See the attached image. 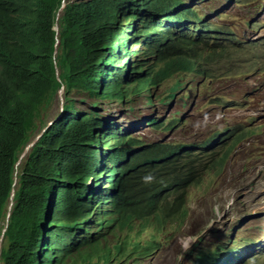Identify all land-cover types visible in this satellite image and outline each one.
<instances>
[{"label":"trees","instance_id":"1","mask_svg":"<svg viewBox=\"0 0 264 264\" xmlns=\"http://www.w3.org/2000/svg\"><path fill=\"white\" fill-rule=\"evenodd\" d=\"M165 2L0 0L1 264L139 263L160 246L158 232L147 240L142 236L152 226L176 224L186 215L183 191L148 182L149 172L166 170L160 165L163 157L172 154L175 162L182 148L146 143L124 133L126 129H120L119 141L104 154L113 165L121 164L124 185L115 183L118 177L112 170L108 172V191L93 188L85 198L83 185L85 136L90 137L97 127H118L98 112V106L103 107L107 99L110 105L118 103L122 110L128 106L132 110L134 96L161 85L169 86L159 97L165 104L175 98L181 86L177 75L197 67L189 51L176 41L155 53L156 58L148 63L135 52L138 61L130 68L132 43H141V33L145 34L144 25L149 21L146 18L156 16ZM106 31L111 34L112 47L118 36L119 55L122 48L129 50L124 51L128 56L125 65L121 59L116 65L112 58L110 69L116 68L118 76L111 73V80H104L103 56L99 53L103 48L98 50ZM104 84L106 90L102 92ZM61 90L64 112L57 119L58 112L48 127L53 121L49 111L59 103ZM86 101H91L88 108H78ZM157 123L153 119L146 127L157 128ZM47 127L22 158L28 144ZM125 150L130 153L127 160ZM63 173L65 178H61ZM92 173L95 175V170ZM193 177L191 171L185 173L187 181ZM54 183L63 195L60 210L64 222L58 229L54 222L58 201L48 199ZM160 207L161 211L154 212ZM144 211L147 214L143 215ZM76 214L82 219L74 222ZM76 230L81 231L77 234ZM62 231L63 244L59 236ZM221 252L200 251L195 264H212L209 255Z\"/></svg>","mask_w":264,"mask_h":264},{"label":"clouds","instance_id":"2","mask_svg":"<svg viewBox=\"0 0 264 264\" xmlns=\"http://www.w3.org/2000/svg\"><path fill=\"white\" fill-rule=\"evenodd\" d=\"M165 1L161 11L156 16L146 18L149 21L144 25L146 28L145 34L143 31L141 33V43L139 45L132 43V53L129 57L130 68L138 61L135 60L136 58L138 59L135 52H140L141 61L144 62L145 59V63H148L149 60L156 58L155 53L176 41L181 42V45L189 51L190 56L196 60L197 67L190 71H182L178 75L175 74V76H180L181 86L176 91L175 98L167 99L165 104L159 102V97L165 94L166 88L169 87L165 85H161L150 92L143 90L132 99L138 103H140L141 99L145 100L146 107H153L154 109L158 106L168 108L174 101H177L182 103L188 111L189 108L196 109L204 105L208 98L209 84L215 80H223L225 93L233 96V99H228L224 96L207 99V105L215 109L216 112L228 113L233 116L235 126L214 131L201 142L198 149L193 145L186 146L185 144L169 142L170 139L176 137L174 132L180 135L185 129L184 122L179 118L181 111L173 112L169 116H174L171 119L169 117L160 118L147 113L146 116H149L147 124L143 123L146 121V116L145 118L139 116L140 122L136 124V129L141 128L142 130L152 131L150 137L157 134L151 139L150 143L162 148L167 146L182 148L175 162L172 154L165 158L162 153L163 159L160 165L166 170H160L152 174L149 172L150 178L148 182L163 184L173 191H183L184 201L188 203L187 190L190 185L201 182L203 173L209 171L211 178H217L225 172L227 158L231 153L239 150L241 145L264 143V0H226L229 2L230 8H250L254 6L246 12L245 17L241 20L229 18L221 10H206L202 2L207 0ZM131 35L133 34L131 33ZM145 36L146 38H144ZM117 41L118 36L113 40L115 47H112L110 32H104L102 42L98 48V50L103 48V52L100 51L99 53L103 56L104 80L106 78L111 80L112 74L118 76L116 68L110 69L113 57L116 60V65H119L120 59L123 65L128 61V56L125 54L126 51H129L127 50L128 47L122 48L119 55L117 53ZM136 46H138L137 49ZM95 58L96 60L99 59L98 56ZM106 60L107 62L109 60V63H106ZM200 61H211L214 63V67H203ZM104 89L106 90L105 84L102 86L101 91L103 92ZM60 96L63 97V90L60 91ZM106 103H104V106ZM134 110L135 107L132 110L129 109L128 112L133 113ZM63 112L64 108L62 106L57 119L61 117ZM153 119L158 121L157 128L146 127L151 123L153 124ZM54 122L55 120L50 121L48 127H51ZM48 127L28 144L22 158L36 145L44 132L48 130ZM118 128L119 125L117 128L97 127L90 137L85 136V180L83 183L86 190L85 198L88 197L93 188L96 190L102 189L103 191L109 190L111 181L108 180L110 177L108 172L111 170L114 174L113 176L118 177L115 183L120 186L123 182L124 185L121 164L116 162L113 165L110 161H107L104 155L109 151L110 145H114L119 141L121 130ZM131 129H134V127L129 128V130L126 129L127 131L124 133L144 141L141 137L133 135L130 131ZM92 141L93 145L90 144ZM220 153L222 155H219ZM129 154L127 150L124 151L123 155L124 157L127 156L126 160L129 159ZM261 154L259 158L256 157L254 159L255 164L252 167H248L254 169V174L247 177L249 182L245 183L243 187H248L245 190L244 199L231 212L232 215L228 221L232 223L230 231L225 236L215 237L217 240L215 249L200 247L199 245L194 246L184 254L183 258L186 264H195L200 251L210 253L213 251L221 252L222 250L221 254L209 255L212 264H254L255 260H264V149ZM94 170L96 172L95 175L92 173ZM189 171L192 172L194 177L187 181L185 173ZM255 174H257L256 177L254 176ZM257 176L258 179L256 181ZM61 194L60 186L55 184L53 200L58 201V216L55 220L57 229L62 227L60 222H64V217L60 210ZM259 196H262L260 201L257 200ZM48 199L51 202L50 190ZM251 199H253V202H251ZM186 205L188 207V204ZM187 207H185L186 215L178 218L176 224L170 222L164 227L152 226L142 238L147 240L154 232H158L155 235L159 242L162 234L169 233L166 229L178 227L187 217ZM259 208L261 209L258 210ZM161 210L162 207L154 212ZM225 210L227 213L228 209L225 208ZM211 212L209 223L217 216L216 207H211ZM48 214L52 216L50 206ZM142 214H147V211L142 212ZM84 217L88 219V214H84ZM80 218L81 216L76 214L74 222L80 221ZM47 224L49 229L50 221ZM7 227L8 223L4 228V232ZM80 231L76 230L77 234ZM84 231H86L85 228L82 233ZM51 239L52 236L48 234V240ZM0 242L1 257L2 240ZM159 245L161 246L160 243ZM158 249L148 257L152 256ZM146 258L139 263H130L141 264Z\"/></svg>","mask_w":264,"mask_h":264},{"label":"rangeland","instance_id":"3","mask_svg":"<svg viewBox=\"0 0 264 264\" xmlns=\"http://www.w3.org/2000/svg\"><path fill=\"white\" fill-rule=\"evenodd\" d=\"M200 1V0H198ZM206 10L214 9L223 11L229 18L241 20L245 17L246 12L250 8L241 7H229V2L226 0H207L202 2ZM226 7V8H225ZM257 32V30H256ZM138 46H136V49ZM135 60H138L137 58ZM145 61V59H144ZM203 67H214V63L211 61L201 62ZM223 80H215L209 84L208 98L216 96H224L228 99H233V96L225 93ZM144 97V95H143ZM207 99L203 106L196 109L187 108L182 103L174 101L170 107L158 106L156 109L153 107H146V101L140 100V103L135 102V110L133 113H129L128 107L122 111L120 104L116 103L110 105L109 101H106V105L103 107L98 106V112L109 121L119 125L118 129L134 127L130 131L133 135L141 137L144 141L150 143L151 139L157 134L150 137L152 131L136 129V124H139L140 117L145 118L147 113L153 114L156 117L167 118L175 111H181L179 118L184 122L185 129L182 134L178 135L174 132L175 138L170 139V143L185 144L186 146H196L197 149L200 144L214 131L223 129L225 127L235 126V120L233 116L228 113L222 114L216 112L207 105ZM91 101H86L83 105L78 104V108L86 109L90 106ZM63 106V97L60 96V101L55 104L49 111V118L51 120L56 118L57 113ZM140 116V117H139ZM174 116L169 117L171 119ZM149 116H146L147 124ZM114 121V123H113ZM115 127V124H114ZM264 149V143L241 145L239 150L230 154L225 164V172L215 178H211L209 171L203 173L202 180L199 184H192L187 190L188 196V215L187 217L174 229H166L169 233L162 234L159 238L161 246L150 257L146 258L141 264H186L184 261V254L191 250L194 246L206 247L215 249L217 247L215 237L221 235H227L231 229L232 223L228 222L232 215L234 207L244 199L245 190L248 187L245 183H248L247 177L254 174L252 167L255 164V158L260 157ZM219 155H222L221 153ZM257 174L254 176L256 177ZM61 178H65V174ZM209 179V180H208ZM258 176L256 178V181ZM55 185V183L53 184ZM243 188V189H242ZM225 197V198H224ZM262 196H259L257 200H261ZM63 195L61 194V201ZM256 200V201H257ZM53 201V194L51 196V202ZM254 201V202H256ZM253 202V199H251ZM216 207L217 216L209 223L211 207ZM226 209L228 212L226 213ZM259 208L258 210H260ZM53 219L50 223L52 224ZM55 222V220H54ZM208 224V225H207ZM61 243L64 242L63 231L59 234ZM200 240V242H198ZM200 243V244H199ZM87 264V263H79ZM113 264V263H112ZM128 264H131L130 262ZM254 264H264V260H255Z\"/></svg>","mask_w":264,"mask_h":264},{"label":"water","instance_id":"4","mask_svg":"<svg viewBox=\"0 0 264 264\" xmlns=\"http://www.w3.org/2000/svg\"><path fill=\"white\" fill-rule=\"evenodd\" d=\"M0 248H1V242H0Z\"/></svg>","mask_w":264,"mask_h":264}]
</instances>
